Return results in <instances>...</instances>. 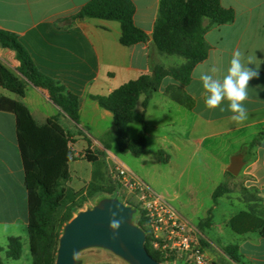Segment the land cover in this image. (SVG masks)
I'll list each match as a JSON object with an SVG mask.
<instances>
[{"label": "crops", "instance_id": "crops-1", "mask_svg": "<svg viewBox=\"0 0 264 264\" xmlns=\"http://www.w3.org/2000/svg\"><path fill=\"white\" fill-rule=\"evenodd\" d=\"M90 1L92 0H0V29L16 34L37 69L59 81L67 92L77 96L80 123L73 122L45 92L32 84L27 85L26 95L22 98L1 86L0 94L21 101L40 125L56 118L70 135L73 141L71 146L76 141L75 146L81 149L79 151L90 150L97 158L92 163L96 168L91 171L90 179H99L102 184L110 178L114 179L112 169L114 163L120 160L112 154L116 144L110 150H106L101 144L105 133L114 128L113 115L92 100L91 96L109 95L128 81L151 74L154 65L165 68L172 66L164 62L153 43L152 36L161 0H133L136 5L135 24L147 33L149 40L130 47L120 43L119 22L77 18L81 9ZM221 4L224 8L235 11V20L208 28L205 38L211 50L208 58L198 64H216L222 69L217 74L218 78L226 74L232 53L237 49L246 57L255 55L257 63L264 61V0H221ZM0 64L15 73L19 66L16 53L4 48L1 43ZM248 67L254 68L255 65ZM168 86L180 87L190 95L194 100L193 108L189 109L171 99L166 94ZM202 91L200 81L193 77L187 85H181L171 77L163 80L161 88L155 94L158 93L177 105L176 109L171 105L167 107L170 112L173 110L177 113L178 119L172 120L168 125L175 129L171 130L173 137L166 133L161 135V141L165 144L161 150L167 148L170 153L161 155L170 162L172 155L184 152L188 147V139L193 134L202 135V140L237 134L241 149L233 153L232 157L241 155L245 165L240 174L234 176L238 178L228 180L225 185L228 192L221 198L235 194L242 208L234 214L224 216L218 223L215 220L211 227H207L205 234L199 230L198 237L206 256L213 264H264V237L260 232L237 233L230 227V221L241 212H250L264 220V140L260 146L250 148L251 142L264 133V63L260 65L259 78L249 82V99L245 102L248 117L243 122L232 121L230 112L221 113L219 108L208 109ZM155 94L146 109L143 108L145 96H141L138 101L136 118L129 128L131 139H136L141 132H144L147 139L146 132L152 121L150 111L156 99ZM227 103L224 101L222 106L227 107ZM134 124L139 125L136 138L131 136ZM72 149L74 160L71 163L78 164L81 162L76 160L79 152L75 153L74 146ZM100 164L104 168H100ZM230 164L231 160L223 169L225 173ZM71 175L73 176L72 171ZM72 184L70 187L74 189ZM96 195L100 197L107 194ZM127 199L130 200L129 196ZM211 209L217 211L218 207L214 203L207 214ZM28 219L29 197L17 138L16 116L0 111V230L7 231V238L19 236V233H9L8 230H15L19 226L28 229ZM210 230H216L214 236ZM229 236L233 241L226 240ZM231 246L237 247L239 262L226 256L224 251Z\"/></svg>", "mask_w": 264, "mask_h": 264}, {"label": "trees", "instance_id": "trees-1", "mask_svg": "<svg viewBox=\"0 0 264 264\" xmlns=\"http://www.w3.org/2000/svg\"><path fill=\"white\" fill-rule=\"evenodd\" d=\"M135 12L133 0H92L81 9L77 18L119 22L120 43L130 47L149 40L147 33L135 24ZM234 20L235 11L224 8L221 0H161L152 36L153 43L159 54L177 56L183 58L184 62L169 68L154 65L151 74L130 80L109 95L91 96L114 118V128L105 133L101 139L102 146L110 150L116 144L121 153L140 157L147 146L146 136L141 132L136 139H131L129 128L136 118V106L141 96H145L143 108L146 109L152 95L159 91L166 77L173 78L181 85L189 84L193 69L209 56L211 46L205 38L208 28L232 23ZM0 43L4 48L13 50L19 62L16 73L0 64V86L22 98L26 95L27 85L32 84L45 92L73 122L79 124L77 96L67 92L59 81L37 69L16 34L0 29ZM166 94L189 109L194 106L193 98L180 87L168 86ZM0 111L16 116L17 138L29 197L28 237L33 264H55L63 227L82 209L78 199L85 193V189L75 191L65 186L71 180L70 163L74 160L71 137L56 118L40 125L21 101L1 94ZM263 140L264 133H261L251 142L250 148L260 146ZM83 159L89 163L97 161L90 150L86 151ZM227 192V186H219L213 194L214 203ZM103 196L117 197L112 192ZM127 205L138 209L136 224L148 234L140 209L131 203ZM212 222L211 209L200 223L199 230L210 227ZM230 227L237 233L259 231L264 237V220L250 212L239 213L230 221ZM146 247L154 259L163 264H173L174 258L165 259L161 253L150 248L148 241ZM237 251V247L231 246L224 252L229 259L239 262ZM2 252L8 259L19 260L23 252L21 238L9 237L7 247H0V254ZM0 264L3 263L0 261Z\"/></svg>", "mask_w": 264, "mask_h": 264}, {"label": "rangeland", "instance_id": "rangeland-1", "mask_svg": "<svg viewBox=\"0 0 264 264\" xmlns=\"http://www.w3.org/2000/svg\"><path fill=\"white\" fill-rule=\"evenodd\" d=\"M162 56L164 62H168L169 66H177L184 62L183 58L177 56ZM3 92L8 93L4 90ZM155 96L156 99L150 111L152 121L147 127V147L144 153L140 157H136L131 153L123 154L119 151L118 146H115L112 149V154L123 163L129 172L142 180L155 194L162 197L183 218L195 226L199 233L200 223L208 216L207 211L214 206L213 192L219 186H225L228 180L238 178L225 173L223 169L225 165L227 167L230 163L232 154L240 151V140L237 139V134L210 140H202V135L193 134L188 139V147L184 152L172 155L171 161L167 162L162 155L170 153L167 148L161 150L164 147L163 145H165L161 141V135L166 133L170 137L174 136L171 131L173 128L168 125L172 120L178 119V115L173 110L170 112L167 106L171 105L176 109L175 106L177 105L174 102L167 101L168 99H164L158 93ZM138 128L139 125L134 124L131 129L132 137L136 138L139 133ZM94 137L97 136L94 134ZM74 143L76 145V141ZM75 145H73L75 153L79 152L76 160L79 159L81 162L78 164L71 163L70 167L73 176L71 175L70 182L65 184V186L70 187V184L73 183L75 191L85 189V193L78 199V203H81L80 205L82 206L81 210L95 205L98 200L97 193L108 194L112 192L122 202L131 203V200L127 199L125 189L115 179L110 178V180L102 182V184L99 179H90L91 171L96 166L83 160L86 150L82 149V151H79L81 150L79 149L80 147ZM100 168H104V165L100 164ZM95 189H98V191ZM99 189L102 191L99 192ZM235 196L233 194L218 200L215 204L218 209L213 211L212 225L215 220L218 223L224 216L234 214L242 208V204L237 201ZM206 230L207 227L200 231L205 234ZM8 232L19 233L18 237L21 238L23 245L22 256L19 260H13L8 259L5 253L2 252L0 261L3 264H33L28 229L19 226L15 230H8ZM215 232L216 230H210L212 236H214ZM228 232L232 234L230 230ZM6 233L7 231L2 232L0 230V247L3 248L8 245ZM230 238L229 236L226 240L233 241ZM79 258L82 260L81 264H125L112 253L96 248L81 252Z\"/></svg>", "mask_w": 264, "mask_h": 264}, {"label": "water", "instance_id": "water-1", "mask_svg": "<svg viewBox=\"0 0 264 264\" xmlns=\"http://www.w3.org/2000/svg\"><path fill=\"white\" fill-rule=\"evenodd\" d=\"M245 162L241 155L231 158L228 173L238 176ZM115 212L120 227H109ZM138 209L118 197L103 196L95 205L79 210L64 225L55 264H81L79 254L87 249H102L125 264H163L154 259L146 247L147 233L136 224Z\"/></svg>", "mask_w": 264, "mask_h": 264}, {"label": "built area", "instance_id": "built-area-1", "mask_svg": "<svg viewBox=\"0 0 264 264\" xmlns=\"http://www.w3.org/2000/svg\"><path fill=\"white\" fill-rule=\"evenodd\" d=\"M112 173L131 204L142 212L148 230L146 243L152 250L165 259L174 258L173 264H213L205 254L195 226L121 162L114 163Z\"/></svg>", "mask_w": 264, "mask_h": 264}, {"label": "clouds", "instance_id": "clouds-1", "mask_svg": "<svg viewBox=\"0 0 264 264\" xmlns=\"http://www.w3.org/2000/svg\"><path fill=\"white\" fill-rule=\"evenodd\" d=\"M255 55L245 56L237 49L232 53L226 74L218 78L217 74L222 71L216 64L197 65L192 72L193 79L199 80L202 85V95L205 99V106L208 109H217L221 113L230 112V119L234 122H243L248 117V110L245 102L249 99V82L259 78L260 65ZM248 65H255L254 68ZM227 101V107L222 106ZM113 219L109 227L118 229L120 221L115 219L116 213H112Z\"/></svg>", "mask_w": 264, "mask_h": 264}]
</instances>
